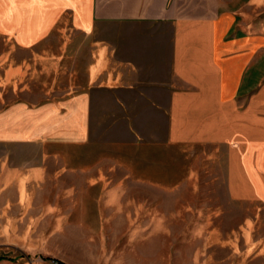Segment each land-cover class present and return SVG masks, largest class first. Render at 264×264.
<instances>
[{
  "label": "crops",
  "instance_id": "obj_1",
  "mask_svg": "<svg viewBox=\"0 0 264 264\" xmlns=\"http://www.w3.org/2000/svg\"><path fill=\"white\" fill-rule=\"evenodd\" d=\"M19 2L0 10L3 30L15 36L6 45L19 61L32 55L33 83L49 85L27 89L20 77L17 88L0 85V264H35L25 234L9 226L26 229L56 211L90 231L66 237L82 243L74 248L103 249L100 211L114 208L106 203L180 186L193 146L221 144L231 165L234 113L249 108L235 97L254 80L245 71L258 52L255 74H264V0H48L40 11ZM40 17L37 33L21 37ZM62 17L58 58L59 47L42 39ZM20 74L3 67L0 80ZM253 155L257 170L246 180L258 188L237 192L230 170L227 190L264 203V143ZM241 222L244 256L264 260V229H253L264 219Z\"/></svg>",
  "mask_w": 264,
  "mask_h": 264
},
{
  "label": "rangeland",
  "instance_id": "obj_2",
  "mask_svg": "<svg viewBox=\"0 0 264 264\" xmlns=\"http://www.w3.org/2000/svg\"><path fill=\"white\" fill-rule=\"evenodd\" d=\"M27 1L24 3L31 9L40 11L48 0ZM19 8V0H0V10ZM45 14L42 13L43 16ZM9 19L16 24L22 21V17ZM66 20L62 17L52 32L42 39L47 45L59 47L52 50L58 58L65 52L59 45L67 40ZM44 21L45 18L40 17L29 22L21 37H32ZM2 26L1 22L0 70L3 67L7 70L21 68L23 74L0 80V85L17 88L25 81L27 89L33 90L38 84L48 86L47 79L33 83L34 76L28 74L33 56L29 54L19 61L22 57L17 49L6 45L15 40L14 33L4 31ZM47 45L42 46V52L51 51L44 48L49 47ZM259 56L260 52L252 55L251 64L245 71L255 81L245 90V95L241 93L235 97L239 101V109L249 108L245 112L234 113L236 145L231 165L223 145H196L190 150L192 156H187L186 166L190 173L180 186L168 189L155 185L153 193H147V200H141L145 195L139 193L136 203L133 202V194L121 195L119 201L106 203L114 208L100 211L106 219L104 232L108 235L103 249L100 248L101 243L99 250L92 252L74 248L75 244L82 243L69 242L66 237L90 231L88 227L62 222L64 211H56L53 217L43 216L26 229L9 226L11 234H25L27 249L33 253L29 261L35 264H56V261L63 264H264L263 259L244 256L239 233L243 218L264 219V203L258 199L231 198L227 190L230 170L237 192L250 193L258 188V185L248 183L246 177L247 173L257 170L253 153L257 143H264V74L256 77L258 70L254 65ZM261 59L264 60V56ZM3 150L4 147L0 146V153ZM261 188L264 189V180ZM260 227L264 229V222L254 225L253 229ZM2 228L0 226V233Z\"/></svg>",
  "mask_w": 264,
  "mask_h": 264
},
{
  "label": "built area",
  "instance_id": "obj_3",
  "mask_svg": "<svg viewBox=\"0 0 264 264\" xmlns=\"http://www.w3.org/2000/svg\"><path fill=\"white\" fill-rule=\"evenodd\" d=\"M55 263H56V264H63L62 262H59V261H56Z\"/></svg>",
  "mask_w": 264,
  "mask_h": 264
}]
</instances>
